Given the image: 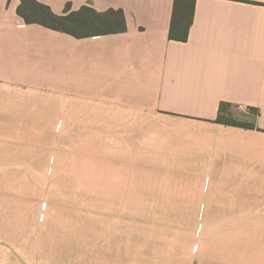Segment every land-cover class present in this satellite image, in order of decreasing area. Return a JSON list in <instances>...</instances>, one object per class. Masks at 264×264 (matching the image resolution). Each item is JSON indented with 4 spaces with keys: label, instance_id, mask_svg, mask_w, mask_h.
I'll return each instance as SVG.
<instances>
[{
    "label": "crops",
    "instance_id": "1",
    "mask_svg": "<svg viewBox=\"0 0 264 264\" xmlns=\"http://www.w3.org/2000/svg\"><path fill=\"white\" fill-rule=\"evenodd\" d=\"M38 1L58 14L68 2L122 9L126 30L78 38L0 0V175L46 173L30 169L41 139L23 128L57 127L87 143L91 175L124 181L69 188L98 204L118 188L116 205L163 207L196 227L177 261L155 209L111 231L95 214L16 213L1 196L0 264H264V0H196L186 41L169 37L174 0ZM221 101L256 108L254 126L217 122Z\"/></svg>",
    "mask_w": 264,
    "mask_h": 264
},
{
    "label": "rangeland",
    "instance_id": "2",
    "mask_svg": "<svg viewBox=\"0 0 264 264\" xmlns=\"http://www.w3.org/2000/svg\"><path fill=\"white\" fill-rule=\"evenodd\" d=\"M230 111L232 116L239 121H254V113L249 107L233 105ZM23 129L25 132L34 134L41 139V141L31 142L32 152L39 157V160H36L37 163L33 164L30 169L32 171L39 170L45 165L47 172L16 173L14 175H3L4 177L0 175V197H13L16 201V213H37L39 215L45 213L76 214L83 217L82 219H87L88 215L95 214L98 219L104 221L93 222L92 225L101 224L105 226L101 229L115 231L124 228V225L127 226L128 230H134V215L136 212L147 214L155 209L157 212L154 216L153 228L158 231H166L164 233L170 235V237H159V245L166 246L170 242V246L175 248L176 260L182 261L184 240L190 239L188 232L195 229L196 223L170 219V209L166 211L167 209L163 207L118 206L116 205V203H119L118 199L120 197L118 188H108L101 191L102 197L108 204H98L101 201L97 202V200L93 201L88 198L89 191L86 189L79 186L74 189L69 188L72 185L71 182L98 181L102 178L101 174L107 175L106 182L108 185L124 182L120 180L118 171H112L109 174L98 171L91 175L90 171L97 168L94 167L92 160L88 159L89 149H87V143L82 141L79 144L78 142L72 143L69 140L71 136L67 130L63 131V135L56 136L57 127L38 126L24 127ZM44 155L47 159H43L42 163L40 158H43ZM96 164L97 166H101V164L103 166L102 159H97ZM55 166H58L59 170L63 172L57 173ZM71 169L75 172H68ZM6 178H8V185L5 183ZM119 214L124 215V218L128 220L122 222L115 220L120 218V216H117ZM106 219L108 220L105 221ZM140 223L151 225L149 221ZM95 229L100 228L95 227Z\"/></svg>",
    "mask_w": 264,
    "mask_h": 264
},
{
    "label": "trees",
    "instance_id": "3",
    "mask_svg": "<svg viewBox=\"0 0 264 264\" xmlns=\"http://www.w3.org/2000/svg\"><path fill=\"white\" fill-rule=\"evenodd\" d=\"M196 0H174L173 14L171 19L169 37L170 39L186 41L189 37L190 27L193 23ZM18 14L28 24H41L47 28L66 32L75 37H89L104 35L126 30V19L122 9H110L98 12L94 8L83 5L78 10H72L71 3L65 6V11L58 14L45 3L38 0H20L17 8ZM232 103L221 101L217 122L223 124L253 127V122H242L234 118L230 108ZM254 118L258 110L249 107Z\"/></svg>",
    "mask_w": 264,
    "mask_h": 264
}]
</instances>
